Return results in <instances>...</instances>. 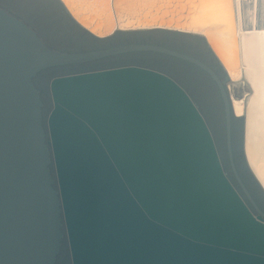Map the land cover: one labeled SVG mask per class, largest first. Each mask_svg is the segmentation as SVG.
I'll use <instances>...</instances> for the list:
<instances>
[{"label": "water", "instance_id": "water-1", "mask_svg": "<svg viewBox=\"0 0 264 264\" xmlns=\"http://www.w3.org/2000/svg\"><path fill=\"white\" fill-rule=\"evenodd\" d=\"M59 1L98 38L155 29L198 35L226 75L155 44L56 50L0 6V264H54L63 225L73 264H264V191L247 166L244 116H234L227 87L241 64L237 0ZM211 3L230 6H200ZM133 51L180 59L210 79L248 200L194 100L154 68L55 77L47 132L39 72Z\"/></svg>", "mask_w": 264, "mask_h": 264}, {"label": "rangeland", "instance_id": "rangeland-1", "mask_svg": "<svg viewBox=\"0 0 264 264\" xmlns=\"http://www.w3.org/2000/svg\"><path fill=\"white\" fill-rule=\"evenodd\" d=\"M0 6L24 20L47 45L56 50L85 51L128 44H155L187 53L202 60L212 67L222 79L226 75V71L207 46L206 41L198 35L155 29L120 31L107 38H98L76 23L59 0H0ZM126 65H140L164 72L174 78L188 92L204 115L213 133L228 176L248 200L246 193L236 179L229 159L225 112L221 98L204 72L180 59L158 52L133 51L92 61L55 66L45 70L35 79V82L44 103L43 116L46 130L48 117L54 106L51 81L55 77ZM248 89L246 86H234L231 91L228 85L230 98L233 94L240 97ZM47 139L49 140L48 133ZM52 171L55 174L54 164ZM62 230L65 235L56 264H73L65 225L62 226Z\"/></svg>", "mask_w": 264, "mask_h": 264}, {"label": "bare ground", "instance_id": "bare-ground-1", "mask_svg": "<svg viewBox=\"0 0 264 264\" xmlns=\"http://www.w3.org/2000/svg\"><path fill=\"white\" fill-rule=\"evenodd\" d=\"M241 41V64L228 84L249 89L231 105L244 116L243 148L248 166L264 190V0H237ZM261 28V30H260ZM233 63L228 64L229 68Z\"/></svg>", "mask_w": 264, "mask_h": 264}, {"label": "snow or ice", "instance_id": "snow-or-ice-1", "mask_svg": "<svg viewBox=\"0 0 264 264\" xmlns=\"http://www.w3.org/2000/svg\"><path fill=\"white\" fill-rule=\"evenodd\" d=\"M201 7H210V8H227L230 5L227 3H211V4H205V5H200Z\"/></svg>", "mask_w": 264, "mask_h": 264}, {"label": "flooded vegetation", "instance_id": "flooded-vegetation-1", "mask_svg": "<svg viewBox=\"0 0 264 264\" xmlns=\"http://www.w3.org/2000/svg\"><path fill=\"white\" fill-rule=\"evenodd\" d=\"M17 16V15H16ZM45 70H47V69H45ZM45 70H43V71H41V72H39L38 74H37V76L34 78V81H35V79L39 76V75H41ZM229 83H231V82H229ZM35 84H36V82H35ZM229 85V84H228ZM37 86V85H36ZM228 87V86H227ZM229 88H230V85H229ZM231 89V88H230ZM231 91H232V89H231ZM234 115L235 116H237L236 114H235V112H234ZM238 117H242V116H238ZM60 251H61V249H60ZM60 253V252H59ZM59 255V254H58ZM57 258H58V256H57ZM56 262H57V259H56ZM56 262L54 263V264H56Z\"/></svg>", "mask_w": 264, "mask_h": 264}]
</instances>
